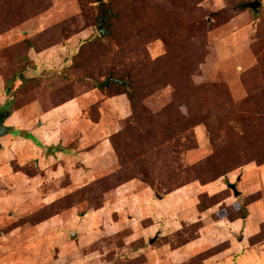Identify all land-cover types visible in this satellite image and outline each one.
Returning a JSON list of instances; mask_svg holds the SVG:
<instances>
[{"label": "rangeland", "instance_id": "1", "mask_svg": "<svg viewBox=\"0 0 264 264\" xmlns=\"http://www.w3.org/2000/svg\"><path fill=\"white\" fill-rule=\"evenodd\" d=\"M249 1L0 0V264H264Z\"/></svg>", "mask_w": 264, "mask_h": 264}, {"label": "water", "instance_id": "2", "mask_svg": "<svg viewBox=\"0 0 264 264\" xmlns=\"http://www.w3.org/2000/svg\"><path fill=\"white\" fill-rule=\"evenodd\" d=\"M96 1H100V0H96ZM244 6L249 7L250 9H252L253 11H256L257 7L259 6V2L257 0H253V1H249L247 3L244 4ZM114 79H112L111 77H107L106 79L103 80V86H107L109 81H113ZM117 81V80H115ZM7 117V113L3 112L0 113V136L6 134L8 132V126L3 124V120ZM227 187H229L233 193V195H237L238 191L235 189V185L233 183H227L226 184ZM237 239H240V237H238ZM149 242L151 241V239L148 240Z\"/></svg>", "mask_w": 264, "mask_h": 264}, {"label": "trees", "instance_id": "3", "mask_svg": "<svg viewBox=\"0 0 264 264\" xmlns=\"http://www.w3.org/2000/svg\"><path fill=\"white\" fill-rule=\"evenodd\" d=\"M54 72V71H53ZM128 98H129V100H132V96H131V94L129 93L128 94ZM14 132H15V134L17 133V130L15 129V130H13ZM23 136H25V137H27V138H30V139H33V136L32 135H30V134H25V135H23ZM58 149H60L61 150V148L59 147Z\"/></svg>", "mask_w": 264, "mask_h": 264}]
</instances>
